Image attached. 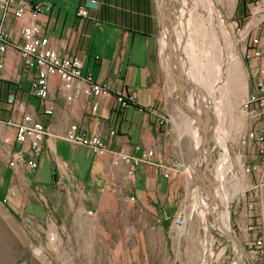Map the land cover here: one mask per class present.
<instances>
[{
    "label": "crops",
    "instance_id": "crops-1",
    "mask_svg": "<svg viewBox=\"0 0 264 264\" xmlns=\"http://www.w3.org/2000/svg\"><path fill=\"white\" fill-rule=\"evenodd\" d=\"M24 1L32 5L45 0H12V3L18 7ZM50 1L52 9L37 16L33 15L30 7L19 18L9 12L4 19L5 28L21 43L22 27L38 24L55 51L60 55L67 53L80 57L83 73H91L94 80L106 83L113 93L122 90L135 93L134 104L125 110H117L114 94L94 98L85 93L69 103L62 96L60 81L55 77L51 79L50 90L53 113L45 114L41 100L30 91L35 68H25L22 57L10 48L5 55L4 68L0 70V203L11 215L20 220H30L42 231L57 236L62 233L71 243L75 240L77 246L84 250L79 254L87 257H92L90 249L94 246L95 233L110 231L114 232V238L106 237L110 236L108 246L116 264L206 261L208 257L203 255L201 248L211 245V241H198L200 250L194 255L187 250L184 255V243L173 239L170 231L173 230L174 218L186 207V194L192 180L189 168L193 161L195 167L203 164L205 168L201 148L206 132H212L211 163L217 148L223 146L226 150L231 138L240 146L239 140L251 129V121L242 105L248 94L256 89L258 81L264 78V72H261L264 56L250 58L247 64L246 48L234 51L235 45L223 36L219 44L200 34L186 38L193 42L190 45L193 52L200 49L202 54H208L206 64L217 74L213 89L221 88L219 96V91L211 92L210 87L196 83L200 89L209 90L210 99L205 96L202 101L199 97L184 98L185 105L196 110L209 127L201 129L195 118L183 109L172 74L168 46L162 42L166 23L162 12L164 10L171 18L177 9L176 1L172 0L174 7H170L169 0H91L97 3L96 6L87 5L89 0ZM195 3L194 17H204V13H196L203 8L206 9L204 18H208V8ZM82 5L87 7L86 17L77 14ZM213 5L215 12L222 15L217 17L227 23L230 31H234L227 22L231 19L239 26L248 24L250 29L253 28V34L262 37L264 45V25L260 29L255 28L261 19L260 9L264 8V0H213ZM2 14L3 8L0 7V16ZM172 49L175 55L182 53L179 43L172 45ZM216 57L219 59L215 60ZM177 60L175 56V65L172 64L175 69L183 65H179ZM246 70L250 74L249 86L246 85ZM184 75L193 83L186 72ZM179 78L183 79L181 75ZM190 86L196 95L194 90L198 89ZM8 100L12 102L8 103ZM94 101L98 110L92 113L89 107ZM154 109L168 118L162 127L157 126ZM210 109L215 110L213 116L222 128L209 118ZM231 110L238 112L237 119L232 118ZM23 112L32 113L48 129L34 169L24 161L16 167H9L12 154L10 146L4 142L5 137L13 141L15 134L14 126L6 122L18 121ZM71 123L88 126L92 132L103 136L108 153L99 155L89 147L69 143L65 135ZM247 123L251 127L248 128ZM111 129L116 131L115 135L110 134ZM20 147L16 144L14 148L18 150ZM121 149L139 159L133 175L128 174L129 167L124 162L115 164L113 161V152ZM150 150L154 154L146 157ZM198 152L201 153L198 155ZM243 161L245 165L246 159ZM220 165L219 176L224 178L225 165ZM195 173L192 178L200 188L195 193L191 215L197 211L199 228L204 229L205 226L208 230L206 214H212L215 223L219 215L215 201L211 202L213 186L203 172L202 175ZM251 178L256 186L264 182V164ZM245 181L243 176L242 182ZM220 196L219 192H214L216 201L224 206ZM131 197H135V201ZM223 197L229 200L226 191ZM258 207L264 226V200ZM227 215L228 212L221 213L218 217L223 229L229 231L230 227L224 221ZM233 221L242 242L256 233L255 230L251 233L246 230L251 223L247 210ZM185 228H182V233ZM186 247L190 248L189 243Z\"/></svg>",
    "mask_w": 264,
    "mask_h": 264
},
{
    "label": "rangeland",
    "instance_id": "rangeland-1",
    "mask_svg": "<svg viewBox=\"0 0 264 264\" xmlns=\"http://www.w3.org/2000/svg\"><path fill=\"white\" fill-rule=\"evenodd\" d=\"M188 1H190V4H192V6H194L193 4L196 2L195 4L197 5L202 4L203 6L209 8L208 3L205 0ZM211 2V4L213 5V0H211ZM176 3L179 6V3ZM177 5L176 7H178ZM213 8L215 11L214 5ZM175 13L178 14L176 9L173 11L172 15H170V19L173 20L175 18ZM196 13H204L205 17L206 9L200 8ZM216 15L220 16L221 14L215 12V16ZM227 22H229L228 24H230V26L232 25L234 27V31H230L232 32L231 45H235L234 51L246 48L250 36L251 34H253L252 32L254 30L250 31V27L248 26V24L247 26L246 24L244 26H239L236 22H233V19ZM188 39L187 42H185L187 44H189L188 42H191L190 40L188 41ZM176 42L178 41H176V36L174 35L173 39H171V45L176 46V44H178ZM163 48L167 50L164 44ZM186 51L189 53L188 55L191 54L195 62H187V64H185L186 67L182 65V70H185L186 72H188V74H191V76H193L195 80H197L196 76L193 74L192 66L194 64L196 65V63L198 62V70L200 71L199 73L201 74V77L203 79H210V82H208V87H210L211 92H213L214 89L212 83H214L217 79V74L211 69H207L209 65L205 66V64L207 63L206 56L208 54H202L200 49L193 52L192 49H190V46L187 47ZM182 54L183 53L179 52V54L175 55L178 58L177 62L179 65L183 64L184 55ZM217 59H219V57L215 58V60ZM249 60L250 58L246 57L247 64L249 63ZM208 64H210V62ZM228 65L229 64L226 63V66ZM184 67L187 69H184ZM171 68L173 67L171 66ZM246 76V85H248L250 82V74L247 70ZM218 77L219 80L222 79L220 75H218ZM197 82L198 81H193V83L195 84ZM197 84L199 85V83ZM181 86V90L183 88L187 89L183 95L184 97H191L192 99L195 97H199L202 99L205 96L210 99L211 95L209 94V90L208 92L202 93L194 90L196 94L194 95L193 89L190 88L191 86H189V84L188 86H186L184 83H182ZM215 90L217 89L215 88ZM217 91L220 92L219 96H221V88ZM213 94L216 96V93ZM214 112L215 110L210 109L209 118L212 121L216 122L213 116ZM217 113L220 114L219 112ZM230 114L232 118L237 119V111L231 110ZM195 122L198 121L195 120ZM216 123L218 124V122ZM218 126L222 128L221 124H218ZM200 127L201 129H204L203 125H201ZM249 127L251 126L248 124V128ZM231 141H233V138L228 141L229 145H227L226 150H223V146H220V148H217L216 152H213L215 158L213 157L214 161L211 162L212 164L210 169V176L213 178L214 174L216 173V177L214 176L215 178H213L214 182L212 185V189L216 192H219V194L221 195L220 199H223L222 201H224V206H220V204L215 199L214 206L221 213L228 212V217L224 221L230 227L229 231L232 232L240 242L242 251L239 249L238 245L234 243V241L230 239L222 231V229H220L221 227L216 224L217 222L215 223L212 221V214H206V224L208 223L209 225L208 230L205 228V226H203L204 229L199 228L200 215H197V211H195L191 215V207L192 204L195 203V193L198 190L197 188H200V186L196 184L195 180L192 177L196 176L195 172L199 173V175L203 174L205 176V170L202 166L203 164H198L196 165V170H193L192 166L189 168L192 180L189 181L190 187H188L189 191L186 194V207H184L183 211L174 218L175 221L173 223V230L170 231V234L173 239L182 240V242L184 243L182 248L184 255L187 250L191 252V255L197 253V251L200 250L199 248H197L198 241H205L206 239L209 242L211 241L212 244L201 248V252L203 253V255H207L208 257L206 261H191L190 263L186 264H264V236L262 231V229L264 230V226L262 216L261 214H259L260 209L258 207V205H260V201L262 202V200H264V182L256 186L255 180L253 181L251 178V176L254 175V172L258 171L263 166V164H261V167L259 169L255 170L252 173L245 172L246 164L249 162V151L248 149L246 150L242 145V137L239 140L240 146H237L236 142ZM200 153L201 152H198V155ZM199 159H201V157ZM244 159H246L245 165L243 164ZM222 163H224L225 165L224 178H221L219 176V168L221 166L220 164ZM243 176L246 177L245 183H243L244 181L242 182ZM224 191L229 194V200H226V198L223 197ZM244 210H247L248 218L251 219L250 226L248 229H246L247 232L251 233L252 230L256 231V233L254 235H250V237L245 242L253 240L255 238L262 239L263 247L259 250V252H251L246 249V243L244 241L242 242L239 239L238 230L233 224V219L237 216H240L242 214V211ZM179 219H182V224L177 223V220ZM104 220L106 222V219ZM220 220L221 219H219V221ZM212 225L214 227H212ZM185 226V231H183L182 233L181 230L182 228L184 229ZM258 228L262 229L259 230ZM106 235H110L111 237H109L111 239L114 238V232L110 233V231H108L107 233H104V231H98L95 233L94 246L90 249V252H92V257H87V255L85 256L84 254H79L80 251L82 252L84 250L77 246V242L75 240H72L71 243L70 239H68L62 233L57 236L54 233H47L46 231H42L36 226V224L32 223L30 220H20L14 217L0 203V264H116L115 259L111 253V248L110 246H108L111 239H109V237H106ZM187 243H189L190 248L186 247ZM193 258L194 257H192V259Z\"/></svg>",
    "mask_w": 264,
    "mask_h": 264
},
{
    "label": "built area",
    "instance_id": "built-area-1",
    "mask_svg": "<svg viewBox=\"0 0 264 264\" xmlns=\"http://www.w3.org/2000/svg\"><path fill=\"white\" fill-rule=\"evenodd\" d=\"M0 7L3 8V14L0 16V70L5 65V55L12 48L16 54L22 57L25 68H35L32 78L30 91L41 100L42 111L45 114L53 113V106L50 100L51 79L57 77L60 81V91L67 102L76 100L82 93L87 96L99 98L114 94L116 109L125 110L134 104L135 93L128 91H117L113 93L106 83H99L93 79L91 73H83V63L77 55H60L50 46V39L44 35L42 27L36 23L28 24L22 27L20 43L10 34L4 26L6 15L11 12L15 18L22 17L26 8L30 7L34 16L41 14L44 10H51L52 3L45 0L43 3L30 5L24 1L21 6L14 7L12 0H0ZM78 16H88V10L85 5L79 7ZM261 19L255 28L260 29L264 25V8L260 9ZM250 29V31H252ZM264 56V45L262 37L259 34H251L246 46L247 58H261ZM264 72V67L261 71ZM1 102V100H0ZM12 100H8L11 103ZM90 111L95 113L98 110L96 101L90 104ZM242 110L251 121V129L242 137V145L249 151V162L246 164L245 172L252 173L264 164V78L258 81L256 89L249 93L245 99ZM157 115V126L162 127L168 121V118L157 110H153ZM15 129L14 139L4 138V142L9 145V152L12 159L9 167H16L20 161L31 169L37 167V159L41 156L43 143L47 138L48 129L46 125L37 120L32 113H25L18 121H8ZM115 135V130L109 131ZM65 139L71 144H78L91 148L99 155L108 153L103 136L98 132H92L88 126H82L79 123H71L68 126ZM21 147L15 150V145ZM25 145H28L25 147ZM154 151H148L145 155L150 157ZM27 155V156H26ZM113 161L115 164L124 162L128 165V174L133 175L139 159L132 156L125 149L113 152ZM58 183H61L59 180ZM135 201V197H131ZM91 213V212H89ZM182 224V219L177 220ZM245 247L251 252H259L263 247L262 239H253L245 242Z\"/></svg>",
    "mask_w": 264,
    "mask_h": 264
},
{
    "label": "bare ground",
    "instance_id": "bare-ground-1",
    "mask_svg": "<svg viewBox=\"0 0 264 264\" xmlns=\"http://www.w3.org/2000/svg\"><path fill=\"white\" fill-rule=\"evenodd\" d=\"M173 1H176L179 3V6L177 5L178 7L176 9L178 14H176V13H175L176 15L174 14L175 18L173 17L174 18L173 20L171 19L169 21H166L164 28H163L164 29V39L162 42L164 44H167V38L173 39V37H174L173 35L177 36L178 43L181 45V51L183 53L182 55H184L183 66H185V64H187V62H191V63L195 62V60H193V57L191 56V54L188 55L189 53L186 51L187 47L192 45L193 42H188L189 44L185 43V42H187L186 38H188V37L190 38L195 34H200L204 38H208L209 40H213L214 43H218V44H219L222 36L227 40H232V34H231L230 30L228 29L227 25L225 24L224 20L222 18L217 17V15L215 16V11H214L213 5L211 4L212 3L211 0H205L209 6V8H208V12H209L208 16L209 17L208 18H204L203 16H200V17L198 16L197 18H195L194 16H195V11L197 8L192 6V4H190V1H188V0H173ZM163 15H165L164 10L162 12V16ZM217 21H218V23H217ZM172 33H173V35H172ZM167 35H169V37ZM206 65L207 64H205V66ZM185 67H184V69H187ZM177 69H178V76L181 75L183 78L187 79V77L183 73L181 66H180V68H177ZM198 69L199 68H198V62H197L196 65L194 64L192 66L193 74L196 76L197 80H195V78H193V76H191V74H188V72H186L185 70L184 71L186 72L187 75H189L193 79L194 82L198 81L197 83H199V85H202V86L207 87L209 89V87H208L209 80L203 79L201 77V74L199 73L200 71ZM207 69H209V68L207 67ZM187 83H190V81H188ZM190 84L193 85L194 87H196L200 93L206 92L203 89H200L197 86V84L196 85L194 83H190ZM190 84H189V86H190ZM180 101L182 102V100H180ZM199 101H202V99H200ZM192 167L194 170H196L194 161H193ZM224 195H225V191H224ZM218 214L221 215V212L219 210H218Z\"/></svg>",
    "mask_w": 264,
    "mask_h": 264
},
{
    "label": "water",
    "instance_id": "water-1",
    "mask_svg": "<svg viewBox=\"0 0 264 264\" xmlns=\"http://www.w3.org/2000/svg\"><path fill=\"white\" fill-rule=\"evenodd\" d=\"M87 5L89 6H96L97 3L95 1H87ZM169 5L170 7H174V2L172 0H169ZM168 14L165 13V15H163V20H164V23L166 21H169L171 20L168 16ZM167 46H168V51H169V54H170V63H171V66L175 60V52L174 50L172 49V45H171V39L170 40H167ZM175 65V64H173ZM172 74L175 78V82H177V94H179V98L180 100H182V104H183V109H185L193 118H195V120H197L199 123V125H203L205 128H209L207 123L204 121V119L196 112V110L194 109H191L190 106L188 105H185V101H184V93L186 92L187 89H182V86L181 84L184 83L186 86H188L189 83L187 79L183 78L182 80H180L179 76H178V71L177 69H175V66L174 68H172ZM188 88V87H187ZM205 136V141L204 143L202 144V150H203V154H204V159H205V176L206 178L210 181V183L213 185V178L210 176L211 173H210V169H211V163H210V155H211V151L209 150L210 149V143H211V139H212V132L211 131H207L206 132V135ZM209 147V148H208ZM208 149V150H207ZM215 192L213 189L211 190V202L215 201V197H214V193ZM214 203V202H213ZM216 222L217 224L219 225V227H221L220 229H222V231L230 238L234 241V243H236L239 247V249L242 251V246L240 244V242L238 241V239L236 238V236L230 232V231H227L226 229H223L224 227L221 225L218 217L216 219Z\"/></svg>",
    "mask_w": 264,
    "mask_h": 264
}]
</instances>
